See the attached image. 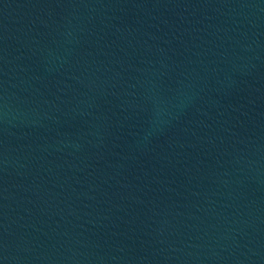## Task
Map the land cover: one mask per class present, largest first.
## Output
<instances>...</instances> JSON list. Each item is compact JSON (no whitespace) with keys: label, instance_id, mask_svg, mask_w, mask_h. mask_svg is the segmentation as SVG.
<instances>
[{"label":"water","instance_id":"95a60500","mask_svg":"<svg viewBox=\"0 0 264 264\" xmlns=\"http://www.w3.org/2000/svg\"><path fill=\"white\" fill-rule=\"evenodd\" d=\"M0 264H264V0H0Z\"/></svg>","mask_w":264,"mask_h":264}]
</instances>
